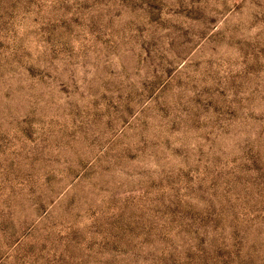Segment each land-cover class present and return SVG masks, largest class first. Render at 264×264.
I'll use <instances>...</instances> for the list:
<instances>
[{
  "label": "rangeland",
  "instance_id": "374dc122",
  "mask_svg": "<svg viewBox=\"0 0 264 264\" xmlns=\"http://www.w3.org/2000/svg\"><path fill=\"white\" fill-rule=\"evenodd\" d=\"M0 264H264V0H0Z\"/></svg>",
  "mask_w": 264,
  "mask_h": 264
}]
</instances>
